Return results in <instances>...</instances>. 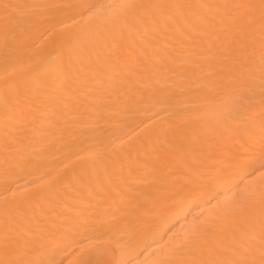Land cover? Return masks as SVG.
<instances>
[{"label": "snow or ice", "instance_id": "6c2138e0", "mask_svg": "<svg viewBox=\"0 0 264 264\" xmlns=\"http://www.w3.org/2000/svg\"><path fill=\"white\" fill-rule=\"evenodd\" d=\"M0 264H264V0H0Z\"/></svg>", "mask_w": 264, "mask_h": 264}, {"label": "bare ground", "instance_id": "6f19581e", "mask_svg": "<svg viewBox=\"0 0 264 264\" xmlns=\"http://www.w3.org/2000/svg\"><path fill=\"white\" fill-rule=\"evenodd\" d=\"M91 2L96 4H107L111 3L112 0H91ZM40 39L41 37L39 33H37L34 37V41L39 42ZM135 131L136 129L134 127L126 130L128 136H132ZM85 148L86 145L76 144L73 142L69 143L67 147L60 148L59 150H50L43 156L34 169L14 177L15 183L17 185L30 186V182L31 185L43 187L48 183L50 177L61 173L64 174L66 182L67 179L80 173L81 169L79 164L76 162V157L80 156L82 154V150ZM221 195L223 196L224 193ZM184 207L187 208L188 204L185 203ZM199 211L200 209L198 208H192L189 216L191 217L192 214L198 213ZM178 215H183V212L178 213ZM171 219H175V217L173 216ZM177 227H179V225H177ZM139 259H143V255L139 257Z\"/></svg>", "mask_w": 264, "mask_h": 264}]
</instances>
